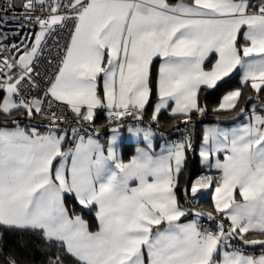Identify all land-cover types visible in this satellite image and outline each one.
<instances>
[{"label":"snow or ice","instance_id":"obj_1","mask_svg":"<svg viewBox=\"0 0 264 264\" xmlns=\"http://www.w3.org/2000/svg\"><path fill=\"white\" fill-rule=\"evenodd\" d=\"M64 34L63 45H49ZM156 58L158 99L150 120L157 127L164 110L185 125L204 116L201 96L234 72L255 93L227 91L211 109L248 117L230 131L204 129L201 164L219 175L182 186L186 154L195 151L190 132L158 155L138 150L128 163L117 157L124 118L144 120ZM41 60L50 72H41ZM0 91V116L15 125L0 128V228L58 246L66 255L51 264L70 258L76 264H264V256L236 246H264V115L256 114L257 104L250 114L242 106L256 100L264 108V0H8L7 11L0 5ZM98 109L109 125L116 123L107 155L99 129L81 135ZM17 115L50 126L46 132L21 127ZM128 131L145 140L152 135L150 127ZM70 139L74 148L63 151ZM132 180L138 186L130 187ZM207 189L213 190L210 211L178 199L195 201ZM66 194L84 209L98 208V231L70 215ZM189 215L194 219L181 222ZM203 217L215 227L203 228ZM6 264L17 261L9 257Z\"/></svg>","mask_w":264,"mask_h":264},{"label":"trees","instance_id":"obj_2","mask_svg":"<svg viewBox=\"0 0 264 264\" xmlns=\"http://www.w3.org/2000/svg\"><path fill=\"white\" fill-rule=\"evenodd\" d=\"M170 4H177L180 0H168ZM184 2L190 3L191 0H184ZM213 60V58H212ZM157 60L153 61V69H152V88L153 92L150 97L149 104L146 106L145 116H151L153 107L156 103V96H155V79L157 74ZM208 65V64H207ZM210 66V65H208ZM228 81L222 87H220L216 91H209L204 93L201 96V103L207 104L208 111L207 113L202 116L203 119L201 120L198 126V137L200 136V128L203 125H211L215 123H222V124H230L234 120H228L232 118L235 112L227 113V112H219L214 113L211 109L218 106L222 96L226 94L227 91L234 90L236 88H242L243 95H255L254 92L250 90V87H244L240 83V73L239 71L234 72L230 78H226ZM99 94L102 96V88L98 89ZM5 93L0 91V102H2L3 96ZM264 99V97H262ZM258 104L259 102L256 100L248 102L246 105H242L246 108V110L252 104ZM17 115L15 118L19 117ZM201 117V116H200ZM228 118V119H227ZM160 121L159 129L167 132L177 120H171L165 114H161L158 117ZM4 117L0 116V125L5 127H12L11 121L9 120L7 123H4ZM96 126L103 132L108 131L106 127L107 118L103 115V113L99 112L95 118ZM161 138V137H160ZM69 145V142H68ZM123 150L125 151V158H128L132 153V146L129 144H122ZM69 149V148H68ZM202 174H210L207 173L203 167L201 166L200 160L198 159L197 155L193 158L187 156V162L185 165V170L181 177V184L183 186L184 182L191 181L195 177L202 175ZM212 175V174H211ZM178 199L180 203L189 208L187 205L184 204V196L182 194H178ZM206 200V199H205ZM204 200V201H205ZM204 201L200 204L197 208H190L194 210H200V207L206 211V206L204 207ZM65 204L66 207L70 210V215H80L88 224L89 230L92 232H96L99 230V224L96 218V208L93 207L91 209H84L82 205H79L74 197L72 196H65ZM207 218V217H206ZM253 238V237H249ZM60 255L64 257L66 254L58 250V246H52L51 244L46 243L43 241L37 234L34 233H20L14 232L10 230H6L4 228H0V264H6V261L9 257L15 259L17 264H51V261L55 258V256ZM66 264H76L75 258H70L66 261Z\"/></svg>","mask_w":264,"mask_h":264},{"label":"built area","instance_id":"obj_3","mask_svg":"<svg viewBox=\"0 0 264 264\" xmlns=\"http://www.w3.org/2000/svg\"><path fill=\"white\" fill-rule=\"evenodd\" d=\"M15 2L17 4H19L20 0H15ZM250 2L252 4L257 3V0H250ZM0 5L3 6L4 10L7 11V5H8V0H0ZM17 15L19 14L18 12L16 13ZM15 25H11L10 28H14ZM36 28H33L32 31H36ZM25 34H28V30H25ZM65 36L66 34L59 36V37H53L50 38L49 40V45L52 46V41L53 40H58L60 45H63L65 42ZM55 53V47L53 46V54ZM45 56L48 55L47 51H45L44 53ZM41 72L44 73L45 71L50 72L52 69L49 68L47 66V63L45 60H41ZM55 63V61L53 62ZM35 94V93H33ZM42 95V94H41ZM258 105V104H257ZM252 111V108H251ZM256 114H260V115H264V108L259 107V105L256 108ZM67 118L72 122L73 126H75V119L72 116L71 112H67L66 113ZM17 120L20 121L21 125H26L28 127H31L32 125H35L36 127L39 128V130L41 132H46L48 130L49 125V121L47 120H40L37 119L35 121H29L27 118H25L24 116H19L17 118H15ZM201 120L199 118H192L191 122H189L188 125H185L183 123L180 122V120H177L174 125L167 131L164 132L162 130L159 129V127L156 126L155 123H152L150 118H148L147 116L144 117V120L142 122H137L132 120L131 118H124V126L121 127V129H127L129 127H150L151 129H154L156 131H158V135L161 138H167L170 139L173 142H176L180 139H182V136L184 134H187L188 132L191 133L192 136V141H193V145L195 148V151H189L187 153V156L190 158L194 157V154L196 152V146L198 144V135H197V131H198V126L200 124ZM11 123V122H10ZM12 126H15L11 123ZM112 125L116 126V123L113 122ZM85 131L81 132V135H87L88 133H94V131L97 129L96 126L93 124L92 127H89L87 122H85ZM108 137V136H107ZM107 137H105V135L103 133H100L98 137H96L98 140L101 141H106ZM68 148H74V143L71 141V139L69 140V145ZM203 175V174H202ZM200 176V175H199ZM199 176L195 177L193 180H195L196 178H198ZM212 189H207V190H202V195H199L195 201H189L186 202L184 199V204L187 205L189 208H197L200 206V204L202 203V201H204L211 193ZM199 223L201 224V226L203 228H209V227H215V225L213 224V222L209 221L207 218L201 219L199 221ZM236 246L240 247L241 250L246 254V255H250L253 256L255 258L264 256V246H260V245H242L239 244L238 242H236ZM229 251H231V249H228Z\"/></svg>","mask_w":264,"mask_h":264},{"label":"crops","instance_id":"obj_4","mask_svg":"<svg viewBox=\"0 0 264 264\" xmlns=\"http://www.w3.org/2000/svg\"><path fill=\"white\" fill-rule=\"evenodd\" d=\"M179 3V2H178ZM185 3H188V2H185ZM191 3V2H190ZM213 58V61L215 60V56L212 57ZM154 60H157V73H158V69H159V65H160V60L159 58H156ZM206 67H210L206 64ZM156 79H157V74H156ZM156 79H155V96H156V102H157V94H156ZM102 95H103V92H102ZM221 102V100H220ZM219 102V103H220ZM254 104V103H253ZM174 106V105H173ZM251 108H252V105H250V107L246 110L247 112H249V114L251 113ZM169 110H164L162 112V114H165L168 118H170L171 120H178L176 118H173L169 115ZM103 113L104 116H107V113L105 110H102V109H98L97 110V114L98 113ZM96 114V116H97ZM161 115V114H160ZM159 115V116H160ZM257 115H260V114H257ZM193 116H196V115H193ZM148 118H150L151 116H147ZM96 118V117H95ZM228 119V118H227ZM95 120V119H94ZM228 120H234L233 122H231L230 124H222V123H215V124H211V125H203L201 126L200 128V136H199V142H198V145H197V150H196V155L198 157V159L200 160V163H201V158L199 156V148H200V145L202 143V140H203V135H204V129L205 128H209V127H218L220 129H223V130H232L234 128H237V127H240L242 126L243 124L247 123L248 122V117H240L238 116L236 113L234 114V116L232 118H229ZM116 127V126H114ZM0 128H13V127H5V126H1L0 125ZM112 128V127H110ZM110 128L108 130V138L111 136V131H110ZM152 132V135L150 137V140H145L144 137H143V134L141 133L140 135H133L132 133H130L128 131V128L125 129V130H122V129H119V133H118V141H117V147H116V155L117 157L119 158L120 161H122L123 163H128L130 162V160L134 157V156H137L138 155V150H142V151H149L151 154H154V155H158L161 153L162 149L163 148H166L169 144L172 143V141H170L169 139L167 138H160L159 135H158V131L156 130H151ZM108 140V139H107ZM101 144L105 145V149H104V154L107 155V141L105 142H100ZM129 144L132 146V153L131 155L128 157V158H125L124 155H125V151L123 150V146L122 144ZM151 143V149L148 148V144ZM68 149V143H65L63 146H62V150L63 151H66ZM187 155V154H186ZM223 157H224V154L223 153H220L219 154V158L221 160H223ZM187 162V160H186ZM54 163H57V162H54ZM68 163L70 164L71 163V157H69V160H68ZM113 168L115 167L114 164L112 165ZM201 166L203 167V169L207 172V173H210L214 176L216 175H219L220 173L216 170V169H207L205 168L202 164ZM118 171V170H117ZM129 186L130 187H136L138 186V181L136 180H132V181H129ZM212 194H213V190L211 191L209 197H207V199L204 201V207L206 206V211L204 210V212H207V211H210L212 210V206H213V202H212ZM66 196H71V195H67ZM237 199L239 201L242 202V198L239 197L237 195ZM96 208V211L98 210V208L96 206H93ZM194 210V209H193ZM195 211H202L203 212V209L200 207V210H195ZM206 217H203V218H198L199 221L201 219H204ZM194 219V216L192 215H189L185 218H181V222L183 223H187L188 221ZM98 221V219H97ZM98 224H99V221H98ZM253 246V245H252ZM260 258V257H258ZM257 258V259H258Z\"/></svg>","mask_w":264,"mask_h":264},{"label":"rangeland","instance_id":"obj_5","mask_svg":"<svg viewBox=\"0 0 264 264\" xmlns=\"http://www.w3.org/2000/svg\"><path fill=\"white\" fill-rule=\"evenodd\" d=\"M192 118H199L200 120H202L203 119V117H200L199 115H196V116H192ZM93 124L96 126V124H95V121H93ZM20 126L21 127H28V126H26V125H21L20 124ZM115 125H109V123H108V120H107V123H106V127L108 128V130H109V128L110 127H114ZM12 127H15V126H12ZM96 128L97 129H99L97 126H96ZM121 129V128H120ZM122 130H125V129H122ZM151 130H154V129H151ZM99 133H103L104 135H105V137H107L108 136V131H106V132H103V131H101L100 129H99ZM197 135H198V132H197ZM107 139H108V137H107ZM170 140V139H169ZM100 142H103V141H101V140H99ZM107 141V140H106ZM171 141V140H170ZM105 142V141H104ZM198 142H199V137H198ZM198 145V144H197ZM196 150H197V146H196ZM196 155V152H195V154H194V156ZM209 197V196H208ZM207 199V198H206ZM203 202V201H202Z\"/></svg>","mask_w":264,"mask_h":264}]
</instances>
